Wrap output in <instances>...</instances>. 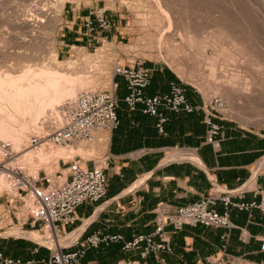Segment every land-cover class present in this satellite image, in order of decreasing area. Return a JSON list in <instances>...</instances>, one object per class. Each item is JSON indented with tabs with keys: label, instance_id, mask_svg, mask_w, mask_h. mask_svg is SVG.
<instances>
[{
	"label": "crops",
	"instance_id": "obj_1",
	"mask_svg": "<svg viewBox=\"0 0 264 264\" xmlns=\"http://www.w3.org/2000/svg\"><path fill=\"white\" fill-rule=\"evenodd\" d=\"M88 14L89 10L74 6L63 10L65 24L58 57L71 56L74 48L91 54L101 40H117V36L111 35L113 28L104 31L94 24L95 29L89 32L84 24ZM145 66L151 69L145 95H161L169 91L172 82L181 84L168 68L155 64ZM113 81L117 84L119 123L116 129L107 133V144L100 161L107 177V193L96 204L77 207L74 221L64 227L63 232L79 230L78 244L66 251L79 249L84 240L95 233L121 236L124 240L151 234L155 229L153 221L157 208L162 206L167 213H172L178 207L207 197L214 192L210 182L213 180L224 190L245 188L240 197H230L231 204L225 206L217 201L213 206L218 213H227L233 227L196 225L174 231L166 226L164 238L171 252L160 251L156 256L142 259L137 252H123L120 244L112 243L87 249L81 264H205L208 257L222 258L224 264H264V251L260 250L264 240V210L257 207L264 201V163L257 173L254 172L258 163L264 160V131L248 130L218 119L222 129L218 136L220 145L215 151L205 142L206 127L200 112L160 110L167 118L160 133L156 117L143 113L140 106L129 110L122 101L127 94L123 79L115 76ZM184 89L191 104L201 103V95L187 87ZM183 149L191 150L198 161L168 160L177 150ZM95 163L99 162L88 160L83 164L91 167ZM17 202L5 197L0 209L7 208L19 224L14 212ZM252 203L253 206L243 210L234 206ZM223 235H226L225 241L221 239ZM159 240L156 236L155 241ZM47 255L41 250L40 258H47ZM25 260L33 258L26 257Z\"/></svg>",
	"mask_w": 264,
	"mask_h": 264
},
{
	"label": "built area",
	"instance_id": "obj_2",
	"mask_svg": "<svg viewBox=\"0 0 264 264\" xmlns=\"http://www.w3.org/2000/svg\"><path fill=\"white\" fill-rule=\"evenodd\" d=\"M85 27L89 32L95 29V25L104 31L113 28L111 21L104 15V10L89 11L85 21ZM115 76L121 77L126 84L127 94L122 98L129 110L136 106L142 108V112L157 118V129L163 132V124L167 118L160 110L172 112H200L202 123L206 127L205 142L217 151L220 145L218 136L222 127L216 120L225 110V104L220 97H211L201 100L200 104H191L186 96L185 89L181 84L171 83L169 91L161 95L147 96L144 90L149 86L151 80V69L142 61L136 60L130 64L116 65L112 70V81L109 89L79 91L73 98L64 99L55 105L53 116L56 122L44 134L29 137L28 149L36 151L41 146L68 148L78 142L90 141L96 133H110L118 126L116 107L118 99L115 95L117 84L113 81ZM187 156L194 154L189 149L177 150ZM17 156L12 151L9 142L0 141V161L2 164L12 163L6 169L5 178L9 187L14 191L11 196L5 193L12 202L18 201L19 206L24 208L26 214L16 218L22 225L30 228L39 226L35 231H52L57 237L59 231L69 226L74 221L77 207L83 204L92 205L102 201L107 193V177L101 163H95L91 167L85 166L79 161L69 160L64 162L58 160L59 166H65L63 171H56L52 182L49 181L44 171L41 176L30 175L15 162ZM180 161L193 162L189 159ZM194 163V162H193ZM201 163V162H200ZM264 160L255 168L257 173ZM196 164V163H195ZM197 165V164H196ZM199 166V165H198ZM213 193L200 200L176 208L172 213H167L161 206L155 210L154 232L147 235H137L130 240H124L121 236H104L95 233L88 236L80 248L75 251H66L67 248L78 244V237L68 246H61L48 250L47 258H41L38 264H81L87 249H97L100 246H108L112 243L120 244L123 252H137L144 259L160 251L171 252L168 241L164 238L166 226L172 227L174 231H180L184 226L202 225L213 228L229 229L233 227L227 213H218L213 209L217 201L225 206L231 204L230 197H240L245 188L236 190H224L219 188L213 180H210ZM44 183V185H43ZM219 195H222L220 197ZM246 205H234L240 210L247 209ZM264 210V201L258 206ZM14 210V209H13ZM76 230V229H75ZM74 231V230H73ZM73 231L69 232L72 233ZM243 230H241V235ZM160 240L155 241V237ZM226 240V235L221 237ZM225 245L222 246V251ZM260 250L264 251V240L261 242ZM37 250H35V253ZM137 264L134 262H121L119 264ZM0 264H35L34 260H22L10 258L0 252ZM205 264H224L222 258H206Z\"/></svg>",
	"mask_w": 264,
	"mask_h": 264
},
{
	"label": "bare ground",
	"instance_id": "obj_3",
	"mask_svg": "<svg viewBox=\"0 0 264 264\" xmlns=\"http://www.w3.org/2000/svg\"><path fill=\"white\" fill-rule=\"evenodd\" d=\"M27 1H31L32 4L29 5L30 7L26 8L25 6L23 7V10H21L19 13L16 12L12 15H9V17L7 16V21H9V23L12 26L17 27L28 34V40L26 41L27 42L26 49H32L33 48L32 45L35 44L37 40L36 33H38L39 30H45V31L47 30L52 35L55 33L57 26L62 22L61 13L63 10L64 3L68 0H55V1L53 0L51 2H46L41 5L39 3V0H26V2ZM119 1L125 5H129L135 10L142 11V12L144 11V14L147 13V16L149 17L148 20H152V18L155 16V15H152L153 16L152 18L150 16L151 13L153 14V10L151 9L152 6H150L151 3H156V5L159 6V9L162 8L161 9L162 13H164L165 11H169V12L171 11V10H166V6L162 4L163 1L165 0H119ZM248 1L246 0V2ZM256 1L254 0V2ZM226 2L228 3V1ZM246 2H244V4H246ZM238 3L239 1L237 2V4ZM259 3H260V0H259ZM259 3L256 2V6ZM237 4L235 3L234 5H237ZM247 4L249 5V2ZM5 5H6V0H0V18H3L6 16V14L4 13ZM262 5L264 6V0L262 2ZM240 6L238 7L240 8ZM256 6L254 7L256 8ZM259 7H261L260 4H259ZM243 8H240L239 10L237 8V10L239 12H243L244 15L243 14L242 15L245 16L244 12H247L248 10H246V8L245 9ZM252 8L251 7L249 8V12L246 13V17H247V14L249 15V13L254 12ZM263 12H264V9H263ZM155 13H156V10H155ZM254 13H256V11ZM260 13H258V16L256 15L257 13L255 15L259 17L261 14H264V13H261V14ZM163 15H164V23L166 24L167 31L162 35V37H160L159 41L163 39V41H160L162 42L161 44L164 45V48L166 50H169L167 52H170L167 59H169L171 63H175L174 65L177 66V71L182 76H185V78H187L189 81L196 82L193 79L195 76L192 74V72H190L189 70L187 71V69L191 67L193 63L195 62L193 61L191 57L189 58L187 56L186 54L187 52L185 53V51H187L190 48L193 49V47L195 46L199 50L198 55L204 56L203 49L204 47H207V45L209 44L217 45L219 47V52H218L219 55L217 56L216 54V56L217 57L220 56V58L221 56H223L222 57L224 58L223 63L225 62V60L226 62L234 61L239 67L245 70L244 72H249L250 75L252 74L253 77L251 78L250 81L244 80L237 74H231V76L229 75V77H221V79L223 80H221V82L219 83H215L214 80L220 77L219 76L216 77V75L214 74L213 66H212L210 68V73L208 75L209 81H207V83L205 84L203 82L201 83V85L205 89L204 90L205 94L210 93L212 96L218 94L221 96L222 99H224L229 104L230 109L229 111L225 112L227 117L237 119L243 124L256 125L257 124L256 119L258 117L255 116L256 119H253V116L246 113V109L247 108L251 109L254 107L252 106V103L254 102L256 88L258 87V85L262 86L264 83V79H262V75L259 74V71L261 70H263L262 73H264V50H260V52L258 51L259 53L256 54V53L247 51L245 49V46L247 47V45H245L244 41L247 40L246 37L247 35H249V33L247 32L245 35L246 36L245 39L243 41H240L236 39V37L233 36L232 34L231 36L230 32H227V30L225 29L226 26L224 28L223 25L218 24L219 26H216V24L214 23L215 24L214 32L211 30L212 29L211 28V29H208L210 30L209 31L210 34H206L208 31L205 28V32L206 31L207 32L206 33L203 32L205 35L200 36L202 31L200 32L197 29H200L201 27L197 28L196 26H192L189 23V24H185L182 27H180L179 30L174 29L172 25V22L174 21V16L172 15V12L171 14L169 13V15H165V14ZM251 15L253 14L251 13ZM251 15L249 16V18L247 17L248 21L249 19L253 21L254 19H257L256 16L254 17V19H251ZM186 17L188 18V16ZM246 17L245 19L243 17L244 22H248L246 20ZM255 21L258 22L259 20L257 19ZM257 22L256 24L260 25L259 22L258 23ZM262 22L264 23V21L260 22L263 25ZM254 23L255 22L251 23L253 27L254 26L257 27L254 30L261 27V25L258 27ZM249 24L250 23L248 22V25ZM210 25H212V23ZM250 27L249 29L251 30ZM262 29L263 28H261V30ZM180 32L185 37L186 42L182 46L174 47L172 44L174 36L176 34L180 35ZM263 32H264V29H263ZM256 34H257V31H256ZM263 35L264 34H262V36ZM250 38H253V35ZM257 38L261 39V36ZM253 39L255 40V38ZM247 41L246 43H248ZM252 43H254V41ZM260 43H262L261 40H260ZM254 44H253V47L255 46ZM52 46L53 45L47 48L48 55H50L49 64H51L50 66L52 67L54 66V68L51 67V69H48V68L42 69V70L38 69L39 71L38 70L34 71L37 68L35 69L33 68L34 69L32 70L33 72L28 69L25 70V68L23 67L22 69H19L20 68L19 63H28L30 62L29 61L30 59L27 57H19L17 58V60L19 61L18 63L14 65H8L7 64L8 60L6 59V57L5 58L0 57V141L2 140L3 142H9V144L11 145L12 151L17 156L15 158V162L17 164H23V168L24 166L30 167L31 172H29L28 170L26 171H28V174L31 173L34 176H36L37 170L40 169L41 168L40 166L42 165L46 166V168L44 169L46 170L47 175H49L50 173H52L51 171L52 168L54 170L59 169L58 168L59 159H64V160L71 159V156L73 153H80V152L82 154L92 153L93 155L99 156L105 151L106 144H107V133L99 132L96 135H94L95 137L93 136L94 139L91 142L90 141L89 143L78 142V144H74L71 147V150H68L66 148L51 147V146H41L36 151L28 149V139H27L28 136L26 137V134H24L25 129L28 130L31 127L32 129L30 130L33 131L35 135L39 133H45L47 129H50L53 126V124L56 122V117L53 116L55 102H60L64 99L73 98L79 91H84V90L95 91V90H101L102 88H104L103 86H100L99 83H97L98 82L97 78H99L98 76L93 77L92 74L89 76L90 73L87 76L86 75L87 73L85 74L86 71L84 73L78 71L79 72L78 73L76 72L77 70H75L76 68L74 69L75 72H72L74 68L73 65L76 64L74 61L67 60L63 64H58L57 61H55L56 60L55 59L56 50ZM107 46L109 47L111 45H105L103 49L98 48L97 51H95L94 53L85 54V59L89 61V64H91L90 62L103 59L105 57L104 49ZM209 47H211V45ZM253 49L254 48H252V50ZM178 52L186 56L184 58L182 57V60L176 59L177 57L176 55ZM26 58L29 60H27ZM8 59L12 60V58H8ZM238 59H241V62L242 61L243 62L241 63ZM237 61H239L240 63H237ZM39 66L42 67L41 65ZM103 66H104L103 69H105L106 65H103ZM99 71H101V69ZM252 71H255L256 73ZM103 73L104 72L102 71L101 74L103 78L101 77V80L99 82L101 83V81L104 80V82L102 83L111 85V80L109 76L107 75L108 73L107 74L104 73L107 76H105ZM101 74H99V76H101ZM210 79H212V81H210ZM46 112H49L48 117L45 116ZM258 113L262 114L260 112ZM27 127L29 128L27 129ZM180 159H189L195 162L198 161L197 157L194 154L187 156L186 154H183V153H177L168 158V160H180ZM10 166H13L12 163L4 165V163L2 164L0 162V192L1 190H3L4 188H7L8 186V181L5 178V174L7 171L6 169H9ZM4 235H12L15 237H26L36 242L45 243L53 247L55 246L56 248H59L64 245V241L66 242V240L70 241V240H74L75 238H77L79 235V230H76V231L74 230L73 233L67 235L64 239L63 238L57 239V237L54 235L52 231H50L48 236L43 237L35 231L25 232L19 229H12V230L9 229V231L6 232Z\"/></svg>",
	"mask_w": 264,
	"mask_h": 264
},
{
	"label": "rangeland",
	"instance_id": "obj_4",
	"mask_svg": "<svg viewBox=\"0 0 264 264\" xmlns=\"http://www.w3.org/2000/svg\"><path fill=\"white\" fill-rule=\"evenodd\" d=\"M51 1H53V0H39V3L41 5V4H44L46 2H51ZM165 1H163L162 4L166 6V10H171V11L170 12L165 11L164 13H162V10H161L162 8L159 9V6L156 5V3H151L150 6L153 7V8L151 7V9L153 10V14L151 13L150 16L152 18L153 17L152 15H155L152 18V20H148L149 17L147 16V13H145L146 15L144 14V11L142 12V11L135 10L132 7H130L129 5L123 4L119 0H68V1H66L64 3L63 10L68 6H74L76 8H80L81 10L86 9L89 11L104 10V15L107 16L108 19L113 24V29L111 31V35L113 37L114 36L118 37L116 41L115 40H105V39L101 40L100 43L96 45V49L92 50L90 53H94L95 51H97L98 48L103 49V47H105V45H111V46H109V47L107 46L106 47L107 49L106 48L104 49L105 57L103 59L90 62L91 64H89V61H87L85 59V52L83 51V49H79V48H74L72 53H71V56L66 54V55H62V56L58 57V49L61 45V40H62L61 34L63 33V26L65 24L64 19H63V10L61 13L62 22L57 26L55 33L52 35L47 30L46 31L45 30H39V32L36 33L37 40H36V43L32 45L33 48L31 47L32 49H26V45H27L26 41L28 40V34L25 33L23 30L12 26L9 23V21H7V16L9 17V15H12L16 12L19 13L21 10H23V7H25V6H26V8H29L30 7L29 5H31L32 3H31V1L26 2V0H6V5L4 6V8L6 9V11L4 9V13L6 14V16L4 15L5 17L0 18V57H2V58L6 57V59L9 62V63L7 62L8 65H14V64L18 63L19 61L17 60V58H19V57L29 58L30 60L27 58L26 59L29 60L30 62L26 61L28 63H19V65H20L19 69H22V67L25 68V70L28 69L30 71L34 70L35 68H37V69H35L34 71H37L38 69L39 70L47 69V68L51 69L52 66H50L51 64H49L50 55H48L47 48H49L51 45H53L52 47L56 50V53H55V59L56 60L55 61H57L58 64H63L67 60L74 61L76 64L73 65L74 68H73L72 72H75L74 69L76 68L75 69V70H77L76 72L79 71V72L84 73L86 71L85 74L87 73L86 74L87 76L89 73H90L89 76L91 74L93 77L98 76L99 78H97V80H98L97 83H99L100 86L104 87L101 90L109 89V87H110V85H107L106 83H102V82H104L103 79H102L103 81H101V83L99 82L101 80V77H102V74H101L102 71L105 74L108 73L107 75L109 76L110 80L112 81V70L116 65L130 64L136 60H139V61H142L144 64H155V65H161V66L168 68L177 77L178 81L182 84V86L191 89L194 92V94L201 95L202 98L205 100H207L208 98H211V97H220L221 98V96L218 94L213 95V96L210 93L205 94V92H204L205 89L201 85V83L204 82V84H205V83H207V81H209L208 75L210 73V68L212 66H213L214 74L216 75V77H218V76L220 77V78H217L214 80L215 83L221 82V80H223V79H221V77H229V75L231 76V74H237L246 81L251 80V78L253 77L252 74L250 75L249 72H244L245 70L242 69L241 67H239L234 61H230V62L227 61L228 62V64H227V62L225 60V62L223 63V61H224L223 60L224 58H222L223 56H221V58H220V56L217 57L219 55L218 54L219 47L217 45L209 44V45H207V47H204L205 50L203 49V51H204L203 55L204 56L198 55L199 50L195 46L193 47V49L190 48L187 51H185V53L187 52L186 53L187 56L189 58L191 57L193 59V61L195 62V63H193V65L191 67H189L190 69L189 68L187 69V71L189 70L190 72H192V74L195 76L193 79L197 82V84H196V82L189 81L187 78H185V76H182L177 71V66L174 65L175 63H171V61H169V59H167L170 52H167L169 50H166L164 48V45L161 44L162 42H160V41H163V39L161 38L162 40H160V41H159V39L167 31L166 24L164 23V15L163 14L169 15V13L171 14V12H172V15L174 16V21L172 22L174 29L179 30L180 27H182L183 25L190 23V25L196 26L197 28L201 27L200 29H197L200 32L202 31L200 36H204L205 35L204 33H206L207 31L209 32L210 30H208V29H211V28H212L211 30L214 32L215 24H216V26H219L218 24L223 25L224 28L226 26L225 29L227 30V32H230V35L232 34L233 36L236 37V39H238L240 41H243L245 39V37H246L245 35L247 32V33H249V35H247L248 38L246 37V39L247 40L249 39V40L244 41L245 45H247V47H248L247 48L245 46V49L247 51H250L252 53L257 54L260 52V50H264V44H262V43H264V35L262 36V34H264V32H263L264 23L262 22L263 25L260 23L261 21H264V17H263L264 14H261V13H264L263 12L264 6L262 5L263 0H260V3H259V0H257V1L255 0L256 2H258L260 4L261 7H259V4L257 5L258 6L257 7L256 2H254V0H249V1L247 0L249 2V5L247 4L248 2H246V0H242V1L238 0L239 1L238 4H237V2H238L237 0H167L166 2ZM226 1H228V3ZM243 1L246 2L247 5L244 4ZM251 1H253L254 3ZM235 3L237 5H234ZM241 4H243V5H241ZM238 6H240V8L244 7L243 9L246 8V10H248L247 12H244L245 16H243L244 15L243 12L238 11L240 9ZM249 6L251 8L253 7L252 9L254 10V12L256 11L257 14L254 12H251L252 11V9H251L250 12L253 15H251V13H249V15L247 14L248 18L251 15V19H254V17L256 15L258 16V13L261 12L260 14L262 16L260 14H259L260 15L259 17L256 16L257 19L259 20L258 22L261 25V27H259L260 25L256 24L257 21H255V20H257V19H254V21L250 20V19H249V21L247 20L246 13L249 12V8H250ZM254 6H256V8ZM237 8H238V10H237ZM155 10H156V13H155ZM257 10H259V11H257ZM186 12H187V14H186ZM186 16H188V18ZM243 17H244V19L246 17V20L250 24L252 22H255L254 24L256 26H258L259 28L254 30L257 27H255V26L253 27L252 24H251L252 26L249 24L251 26L250 27L248 25V22H244ZM186 20L188 23L186 22ZM211 23L213 26L210 25ZM244 24L245 25L247 24V25L245 26ZM206 26H208V27H206ZM209 26H210V28H209ZM247 26H249L251 28V30H253V31H251L249 29V27H247ZM117 28H118V30H117ZM205 28L207 30L206 32H205ZM261 28H263V29L261 30ZM212 31H211V33H212ZM256 31H257V34H259L261 36V39L257 38L260 36L256 34ZM208 32L206 34H210V32L209 33ZM252 33H254V34H252ZM252 35H253V38H255V40L253 38H250ZM239 37H240V39H239ZM256 39H258L259 41ZM260 40L262 43H260ZM246 41L248 43H246ZM253 41L255 44L252 43ZM185 42H186L185 37L180 32V35L176 34L174 36L172 44L174 47H178V46L184 45ZM216 43H218V42H216ZM249 43L252 45H250ZM253 44L255 45L254 47H253ZM210 45H211V47H209ZM251 47L254 48L253 49L254 51L252 50ZM216 54H217V56H216ZM176 56H175L176 59L182 60V57L184 58L186 55H183L180 52H178ZM197 56H199V57H197ZM196 57H197V59H196ZM215 57H217V58H215ZM8 58H12V60L8 59ZM201 59L202 60L204 59V60L202 61ZM241 59H238V60L241 62ZM85 61H87L88 64ZM239 61H237V63H240ZM11 63H13V64H11ZM36 63L41 65L44 68L40 67ZM46 63H48L49 65ZM229 63H231V64H229ZM103 65H106L105 69H103L104 68ZM29 66H30V68H29ZM52 68H54V66ZM100 69H101V71H99ZM104 70H106V71H104ZM252 72H255V71H252ZM262 72H263V70L259 71V74L262 75V79H264V73H262ZM99 74H101V76H99ZM107 75H105V76H107ZM249 76H251V77H249ZM210 81H212V79H210ZM104 85H106V86H104ZM263 85H264V83H263ZM263 85L262 86L258 85V87L256 88V94L254 97V102L252 103V106H254V107L251 109H249V108L246 109V113L253 116V119H256V117H258L256 119V122H257L256 125L243 124L242 122L238 121L237 119L227 117L225 112L229 111L230 107H229V104L224 99H222V100L225 104V110H224V112H222V115L220 116V118H221L220 120L238 125L242 128L248 129V130L264 131V113H263L264 112L263 111L264 110V86ZM258 88H259V90H258ZM58 103L59 102H55L54 105H57ZM237 106H238V104H237ZM255 108H256V110H255ZM258 112H260L262 114H259ZM45 116L48 117L49 112H46ZM262 123H263V125H262ZM16 128H18V127H16ZM28 128L29 127H27V129ZM30 129H32V128L30 127ZM30 129H28V130L25 129V132H24V134H26V137L28 136L27 137L28 140H29V137L35 135V133L33 131H31ZM48 130L49 129H47V131ZM47 131H45V133ZM27 132H28V134H27ZM40 134H44V133H39L36 135H40ZM93 139L94 138H92V140ZM92 140H90V142ZM80 143H84V142H80ZM85 143H89V141H87ZM75 144H78V143H75ZM72 146H70L66 149L71 150ZM91 154L92 153H90V154H88V153L74 154L73 153L71 156V159H67V161L74 160V161H79L80 163H85L88 160H95V161L100 163L103 154L99 155V156L93 155V154L91 155ZM62 160L64 162H67L64 159H62ZM19 165H21L23 167V164H19ZM43 166H45V165L40 166L41 168L39 167L40 169L37 170V172L39 173V176H41L42 171H44V173L47 175V172L44 169V168H46V166L45 167H43ZM65 167H66V165L65 166H59L58 165L59 169L56 168L57 170H54L52 168V170H51L52 173L47 175V176H49V181L52 182L53 180H55L54 173L56 171H63V169ZM24 168H25V170H28L29 172H31L30 167L24 166ZM28 171H27V173H28ZM62 173L64 174L65 172L63 171ZM30 175H32V174L30 173ZM43 185H44V183H43ZM5 193H7L11 196L14 195V191H12L11 188L9 187V183H8L7 188H4L0 192V196H2V197H0V203H2V201L6 197ZM16 208H17V210H14V212H15V216L17 218H21V217L25 216L26 212H25L24 208L19 206L18 202L16 203ZM38 228H39V226H36L33 229V228H30L29 225H22L20 221H19V224H17V222L14 220L13 214L9 213L7 208H5L4 211H3V209H0V252L4 256L10 257V258H20L22 260H25L26 257H31L34 259L40 258L39 256H36L35 250L40 252L41 250H47L48 251L50 249L56 248L55 246L53 247V246L45 244V243H39V242H36V241L29 239V238H26V237H15L12 235H4L6 232L9 231V229L10 230L19 229V230H22L25 232H31V231H35V229H38ZM35 232H37L39 235H41L43 237L48 236L50 233L49 230H45L44 233L42 231H40V232L35 231ZM67 234H69V232L59 231L58 235H57V239H62V238L64 239ZM73 241L74 240H70V241L66 240V242L64 241L63 246H68ZM20 242H23L24 244L20 243Z\"/></svg>",
	"mask_w": 264,
	"mask_h": 264
},
{
	"label": "trees",
	"instance_id": "obj_5",
	"mask_svg": "<svg viewBox=\"0 0 264 264\" xmlns=\"http://www.w3.org/2000/svg\"><path fill=\"white\" fill-rule=\"evenodd\" d=\"M172 83H175V82H172ZM177 84H178V83H177ZM44 251L48 253L47 250H44ZM43 255H45V254H43ZM36 256L41 257V251H40V252L37 251V252H36ZM40 259H41V258H38V259H34V258H33V260L35 261V264H38L37 262H38Z\"/></svg>",
	"mask_w": 264,
	"mask_h": 264
}]
</instances>
